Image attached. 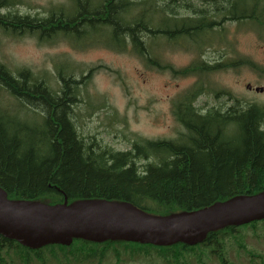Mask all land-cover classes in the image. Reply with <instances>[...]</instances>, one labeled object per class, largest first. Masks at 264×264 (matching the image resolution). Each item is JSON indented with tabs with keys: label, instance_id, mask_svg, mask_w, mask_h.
Listing matches in <instances>:
<instances>
[{
	"label": "trees",
	"instance_id": "obj_1",
	"mask_svg": "<svg viewBox=\"0 0 264 264\" xmlns=\"http://www.w3.org/2000/svg\"><path fill=\"white\" fill-rule=\"evenodd\" d=\"M25 2L0 0V35H29L39 45L64 42L73 49L96 45L117 52L130 49L146 66L172 75L186 72L162 63L144 38H166L171 43L200 40L205 47L216 32L222 35L225 21H260L264 12V0H63L46 5L43 15L30 16L16 9ZM240 65L256 69L247 59H234L232 67ZM94 68L84 75L80 66L58 58L52 83L48 73L26 66L11 69L0 60V91L6 95L0 101V187L8 198L50 205L62 203L64 197L67 203L127 201L150 214L168 215L264 190V105L228 94L232 105L227 110L175 112L186 129L177 139L130 133L123 135L130 138V147L116 150L95 137L85 138L76 126L75 108L91 104L87 87ZM188 70L194 71V66ZM100 106L104 103L91 105V111ZM259 225L264 226V220L218 229L194 246L73 239L68 246L33 250L0 235V264H103L109 252L118 262L121 251L154 252L167 264H187L194 256L202 262L204 255L214 254L219 264H232L226 242L238 239L243 228Z\"/></svg>",
	"mask_w": 264,
	"mask_h": 264
},
{
	"label": "rangeland",
	"instance_id": "obj_2",
	"mask_svg": "<svg viewBox=\"0 0 264 264\" xmlns=\"http://www.w3.org/2000/svg\"><path fill=\"white\" fill-rule=\"evenodd\" d=\"M63 0H26L18 7L21 13L43 15L49 3ZM184 13L182 10H180ZM222 35L216 32L212 36L215 47L203 49L205 59H217L218 62L234 61L237 58L249 60L256 69L240 65L237 68H218L210 74L215 88L230 91L245 102L253 101L264 105V40L259 39L253 29H245V23L225 21L220 26ZM150 44L151 38H144ZM154 49L161 52L162 63H169L172 69L180 71L183 66L201 59L202 54L187 50L181 43L168 44L166 38H154ZM82 43V42H80ZM77 46L80 44L77 42ZM138 52L144 55V50ZM66 58L80 66L86 75L90 67L94 68L87 87L89 104L82 103L75 108V122L78 131L87 138L95 137L101 144H108L116 150L130 147V133L149 139H177L182 134L180 125L171 115V101L183 89L191 85L197 77L173 74L168 70L149 67L130 49L117 52L112 48L92 46L86 49H73L64 42L53 45H39L32 36L11 38L0 35V60L13 69L18 66L29 67L35 73H48L53 83V62ZM100 66V67H98ZM79 74V72H77ZM263 87L261 93L250 94L245 85ZM6 95L0 91V101ZM209 101L210 98L208 97ZM223 96L216 99L223 102ZM87 101V99H85ZM104 103V106L91 111V105ZM227 104V103H226ZM225 104V105H226ZM12 112V109H11ZM90 113V114H89ZM29 114V113H28ZM239 238L231 237L225 245L228 261L232 264H261L264 260V226L256 229L246 227L240 230ZM245 245L254 255L250 256L239 246ZM187 264H219L214 254L204 255L202 262L198 257H190ZM167 264L154 252L150 255L120 252L118 262L109 252L103 264ZM19 264V263H15ZM30 264H39L30 262ZM47 264H58L51 261Z\"/></svg>",
	"mask_w": 264,
	"mask_h": 264
},
{
	"label": "water",
	"instance_id": "obj_3",
	"mask_svg": "<svg viewBox=\"0 0 264 264\" xmlns=\"http://www.w3.org/2000/svg\"><path fill=\"white\" fill-rule=\"evenodd\" d=\"M260 220H264V190L194 210L154 215L127 201L79 199L68 204L64 197L62 203L50 205L9 199L0 187V235L30 249L68 246L73 239L193 246L209 232Z\"/></svg>",
	"mask_w": 264,
	"mask_h": 264
},
{
	"label": "flooded vegetation",
	"instance_id": "obj_4",
	"mask_svg": "<svg viewBox=\"0 0 264 264\" xmlns=\"http://www.w3.org/2000/svg\"><path fill=\"white\" fill-rule=\"evenodd\" d=\"M169 4V3H168ZM160 5H165V3H161ZM172 5V4H171ZM264 5V2H263ZM154 15V14H152ZM261 20L260 21H253V20H246L245 29H253L257 32L259 39L264 40V12L263 10L260 13ZM222 23V21H221ZM151 53L154 54L155 52L159 53L161 56V52L154 49L156 42H154V38H151ZM181 43L185 49L194 50L198 54H202L203 47L200 40L190 41L186 40L185 38L179 39L178 43ZM166 43L174 44L169 41ZM208 47V46H207ZM209 47H215L216 44L213 41L210 43ZM203 48V49H202ZM218 65H220L218 67ZM233 61H225V62H218L217 59H205L204 54L201 55V59L198 61L192 62L186 66H183L181 69H185L191 66H194V71H190L191 74H185L184 76H195L197 79L189 85L187 88L183 89L175 98L171 101V115L175 119V121L180 125L182 129V134L186 132L185 126L182 122L179 121V118H176L175 112L181 113L182 109L186 108H193L196 114H203L207 111H218V110H227L232 105V99L229 98L228 94L233 95L230 91H219L215 88L213 81L210 79V74L217 71L218 68L226 67V68H233ZM172 67V66H171ZM249 84V83H248ZM256 88L249 85L247 87L250 94L261 93L257 92ZM223 96L225 100L217 104L216 99ZM210 98L208 101L207 98ZM227 103V104H226ZM248 103H256L253 101H248ZM226 104V105H225ZM258 104V103H256ZM181 134V135H182ZM155 140V139H154ZM162 140V139H159Z\"/></svg>",
	"mask_w": 264,
	"mask_h": 264
},
{
	"label": "bare ground",
	"instance_id": "obj_5",
	"mask_svg": "<svg viewBox=\"0 0 264 264\" xmlns=\"http://www.w3.org/2000/svg\"><path fill=\"white\" fill-rule=\"evenodd\" d=\"M19 6H20V5H18V6L16 7V9L18 10V12H19L20 14H28V15H30V16H34V15L29 14V13H21V12L19 11V9H18ZM184 71L186 72V74H191V73L189 72L188 68L184 69Z\"/></svg>",
	"mask_w": 264,
	"mask_h": 264
}]
</instances>
